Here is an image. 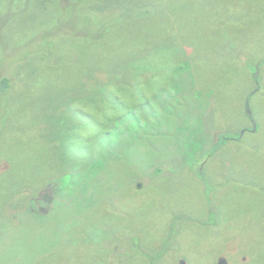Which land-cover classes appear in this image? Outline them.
I'll return each mask as SVG.
<instances>
[{
  "label": "rangeland",
  "instance_id": "obj_1",
  "mask_svg": "<svg viewBox=\"0 0 264 264\" xmlns=\"http://www.w3.org/2000/svg\"><path fill=\"white\" fill-rule=\"evenodd\" d=\"M68 2L0 0V76L16 92L0 93V220L23 217L0 227V264H264V0H164L96 47L75 37L97 17ZM83 48H106L148 94L168 91L148 100L144 129L126 124L125 151L90 188L39 135L103 75ZM42 54L53 67L35 78ZM58 177L63 193L39 200Z\"/></svg>",
  "mask_w": 264,
  "mask_h": 264
},
{
  "label": "trees",
  "instance_id": "obj_2",
  "mask_svg": "<svg viewBox=\"0 0 264 264\" xmlns=\"http://www.w3.org/2000/svg\"><path fill=\"white\" fill-rule=\"evenodd\" d=\"M37 1L52 2L53 5H61L64 9H70L72 6L68 2L69 0ZM78 2H83L87 7L85 20L97 17V21L94 24L80 21L85 29L78 31L75 38L79 42L91 43L95 47L96 43L111 41L114 35H117L119 28H116V26L124 25L129 21L136 23L137 21L151 20L150 18L153 19L155 17L154 13L159 10L158 7L167 6L164 0H78ZM168 4L174 6V2ZM92 25L95 28H92ZM100 26H102L101 35L91 36L88 31L96 30ZM44 49L48 50L49 48H42L41 51H44ZM105 49L83 48L85 54L83 67L86 68L87 72L92 69L102 71L101 69L104 68L103 75L96 74L94 77V79H97L95 85L86 83L79 98H67L65 107H62L63 109L59 113H53L54 126L48 129V127L41 125L39 132L40 142L41 137L46 138L44 148H47L48 151L51 150L56 160L60 159L69 168L71 167L73 170L71 172H76L75 176L79 178L77 181L87 185V188H90L88 187L89 177H97L108 173L112 170L110 168L111 162H115L120 157L122 150L125 151V147L120 150L118 145L119 143H125L129 137H126L128 135L126 124L133 122L144 129L147 119L152 120V117L156 115L154 111L157 109L156 101L151 100L149 102L148 100L156 93L168 92L165 88L159 90V92H154L152 95L148 94V88L128 79V72L118 73L117 70L112 71V56L105 53ZM40 57L37 66L32 69L35 78L40 77L46 67H53V64H50L49 54L46 56L42 54ZM184 69L177 62V65L171 68V71L175 70V75L172 76L173 79L177 73H185ZM105 73L108 75L106 76ZM158 76L153 73L149 79L156 81L160 77ZM173 79L171 81H174ZM255 79L258 80V77H255ZM13 83L14 81L10 76H0V93H16L13 89ZM77 104L79 105L77 106ZM147 110L148 113H152V116H148ZM171 112L176 113V111ZM176 115L178 114L176 113ZM147 135L153 136V132L149 131ZM153 170L157 173L162 171L158 166L154 167ZM199 175H202V173H199ZM70 176H72V173H69L67 178ZM55 179L62 182L64 177L53 178L48 181L44 191L37 196L39 200L41 196L56 193V190L58 192L60 188V192L63 193L64 186L56 184ZM73 185L69 187L72 189ZM52 190L54 192L51 193ZM39 200L36 197L31 198L28 207L32 206L34 208ZM22 219L23 217L18 214L6 216L0 220V227L8 229L9 226H15Z\"/></svg>",
  "mask_w": 264,
  "mask_h": 264
}]
</instances>
